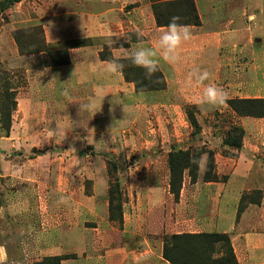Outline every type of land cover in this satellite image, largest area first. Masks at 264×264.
Returning a JSON list of instances; mask_svg holds the SVG:
<instances>
[{
  "label": "crops",
  "instance_id": "obj_1",
  "mask_svg": "<svg viewBox=\"0 0 264 264\" xmlns=\"http://www.w3.org/2000/svg\"><path fill=\"white\" fill-rule=\"evenodd\" d=\"M193 1L200 25L190 26L192 38L178 50L177 63L160 61L166 89L155 92L136 93L122 73L108 72V61L99 58L108 39L128 44L124 48L130 51L137 46L155 47L165 27L155 25L150 2L63 0L62 17L46 20V39L54 48L64 49L75 40L90 44L68 48L67 64L46 65L39 54L36 67L25 68L29 78L27 86L17 92L8 136L0 130V198L8 202L0 207V217H14L10 224L23 238L0 240V264H33L62 256L64 252L55 251L62 246L60 242L85 249L91 241L81 236L90 231L100 239L95 245L107 250L61 264H169L162 256L161 239L165 234H181L183 226L194 234H228L237 264H264L263 118L234 115L244 131L242 147L233 157L212 149L215 173L224 180L203 182L204 169H200L194 183V218L185 220L186 201L171 203L163 158L172 148L182 147L183 105L194 104L200 124L199 115L213 109L199 102L207 85L222 89L226 101L264 99V0ZM130 32L143 40H132ZM111 53L113 58L121 55L115 50ZM195 70L207 71L209 79L202 85L190 84L189 74ZM92 102L95 114L81 107ZM54 130L65 132L61 143L62 137L53 135ZM31 151L40 154L25 161L16 156ZM55 151L69 158L57 160ZM8 152L16 153V158H7ZM88 152L95 153L94 158L88 159ZM82 153L86 155L81 159ZM101 154L116 161L118 169H126L119 180L126 199L121 224L108 219V178L105 161L98 159ZM87 182L92 189L89 196ZM40 188L44 192H37ZM255 191L260 195H254ZM38 194L62 200V223L47 226L49 220L44 219L47 227L41 233L27 234L25 228L32 221L28 224L23 217L37 216ZM245 195L260 201L242 207ZM152 216L158 217L156 221ZM155 225L161 233L159 241L143 233ZM55 231H59L58 242ZM108 233L117 239H108Z\"/></svg>",
  "mask_w": 264,
  "mask_h": 264
},
{
  "label": "rangeland",
  "instance_id": "obj_2",
  "mask_svg": "<svg viewBox=\"0 0 264 264\" xmlns=\"http://www.w3.org/2000/svg\"><path fill=\"white\" fill-rule=\"evenodd\" d=\"M146 1L150 3L152 2V0H146ZM137 4L139 5L140 3L138 2ZM63 6H64L63 0H21L20 2L12 5L9 9L3 12H0V92L4 91V87L6 86L7 89H9V92L14 94V97L11 99L12 104L8 105L7 107L8 109L11 110L12 108H14L15 104H16V109H17V100H16L17 92L20 90V88H25L27 86V78H29V74L26 72L25 68L36 67V64H38V60L36 59V57L39 54H42L44 58L46 59V61L48 59V56L44 52H34L28 49L32 47L38 48L43 45L44 46L48 45L49 48L52 49V51L63 50V47L60 46V49L58 48L56 49V46L54 48L52 45H50L51 43L47 42L45 30H44V27L47 25L46 20L49 19V17L50 18L62 17L61 14L64 9ZM151 11H152V3H151ZM152 14H153V11H152ZM153 18H154V15H153ZM57 26L60 29H62L63 27L62 23H59ZM129 36L132 40H138L141 37L137 34V32H130ZM77 41H82V40L70 41V42H67L66 45L69 46L70 43L72 45L73 43ZM85 41H88V40H85ZM30 42L32 45L31 47L29 45ZM116 44L118 43H115L114 45ZM119 44L121 45L124 43H119ZM105 47L106 46L104 45L103 54L106 57L109 55L112 56V53H111L112 50L109 51V49H104ZM21 48H23V50H21ZM69 48H72V47H69ZM67 51H68V47H67ZM45 64L47 65V62ZM183 107H184V113H186V110L190 108L193 113L195 111V116H198V111L196 107L194 106V104H189V103L184 104ZM12 115L13 114H11V116ZM234 115L237 117V115L229 108L227 103L225 106L213 107V109L211 110V112H209L208 115L206 114H203L202 116L199 115L200 116L199 118L200 132L196 136H191L193 130L188 122L187 115H186L185 120H183V122L186 123V125L183 124V126L181 127L183 128V132H181L182 133L181 138L183 142L180 143V145L182 146L180 149H187L188 147H192L195 149H206V150L213 149L214 152H220V154L223 156H228V157L235 156L236 150H234L233 148H229V149L226 148L222 150L224 141L226 139L227 131L232 126H239L236 124V117ZM172 125L173 123L170 122L169 127H171ZM0 130H1L2 136H8L6 135V130L3 128V125L1 122H0ZM167 131H170V128L167 127ZM209 133L212 134V137L209 136L210 135ZM218 138H221V139H218ZM17 153L18 154L13 153V152L11 153L8 152L6 154V157L15 159L16 158L15 154H16V156H20L21 159L25 161L26 159L35 158L36 155L40 154V153H34L32 151L26 152V153H22V152H17ZM86 154H88L87 155L88 159L94 158V155H95V153L93 152H90V153L88 152ZM86 154L82 153L81 159L85 157ZM65 155L66 153L64 152L55 151V157H56L55 159L57 160L64 159L65 161L66 158L67 159L69 158L68 155L66 156ZM72 155L73 153H71V157L73 158ZM164 155L165 156L163 159H164V162L166 163L167 153ZM99 156L101 157L98 159L105 161V166H106V162L108 161L106 157H110V156H106L105 154H101ZM134 157L136 156L134 155ZM204 157L206 158V155H204ZM40 159H43V158H40ZM110 159L112 160V158ZM59 170L60 168L56 164V166L54 167V172L58 174ZM124 170L126 171V169L124 168L118 169L117 167L115 169V174H113L111 173V170L109 169V173H110L109 176L114 175V178L118 180L119 182L120 178L123 177ZM105 171L107 175V170ZM199 177H200V168L198 170V178ZM85 188H86L85 189L86 195L88 196L91 195L92 189H91V185L89 182L86 183ZM10 190L13 191L12 188ZM182 190H184L183 197L180 196L179 194L178 201H174V198L172 196L171 203L177 204L180 202V199L182 201H186L185 220L189 222L192 218H194V183L190 182V178L187 175V173H184L183 178H182L181 191ZM37 192H44V191L40 188L37 190ZM47 196L45 194L44 195L38 194V196H36L35 202L38 208L37 216L35 215L31 217L29 216L23 217L24 219L29 220V222H27L28 224H30V222L32 221L30 228L29 227L25 228V230L27 231V234L29 232L32 234H34L35 232L41 233L40 231H43V227L46 226V224H44L43 222L44 219L49 220V223L47 226H50L51 224L57 225V223L61 225L62 219H63L62 218L63 202L60 198H57L56 196L52 197L51 199ZM122 198L126 200L124 196H122ZM5 204H8V202L6 201L4 197L3 198L1 197L0 207L4 206ZM148 217L150 218V216ZM155 218H158V217L152 216L151 220L156 221L154 220ZM13 219L14 217H10V216L0 217V240L4 239V241H7L8 239H12V241H14L18 239L17 237H19V239L23 238L20 236V234H17V232L15 231L14 224H10V223H13L11 222ZM113 223L119 224L117 222H113ZM157 228L158 226L155 225L153 226V228H151L153 230L144 231L143 233L145 236L152 239L153 241H156V240L159 241L161 239V233H160V230ZM179 231L181 234L193 233L192 232L193 229H191L189 226H183V228L179 229ZM54 235L56 237L55 242L60 241L59 231H55ZM106 235L108 236V239L110 240L111 238L117 239L116 235L114 236V234L108 233ZM165 235L166 236H163L161 239L163 242L165 239L169 238L170 236L178 235V234L169 233ZM96 236L97 235H95V233L91 231L86 234V237L81 236L82 238H85L88 241H91V246L85 249H80L77 247L73 248L69 243L64 244V242H60L62 246H58L60 248H56L55 251L56 252L61 251V252H64L65 254L62 256H56V257L61 258V260L59 261V264H61L63 260L78 259V255H82V257L83 256L93 257L95 255H98L99 251H103V252L106 251L107 249L101 248L100 244L95 245V241L100 240L96 238ZM76 238L79 240L80 236H77ZM8 250L13 251L15 249L9 248ZM51 258H54V257L42 258L41 261H38V262L35 261L33 264H51V263H48V259H51Z\"/></svg>",
  "mask_w": 264,
  "mask_h": 264
},
{
  "label": "trees",
  "instance_id": "obj_3",
  "mask_svg": "<svg viewBox=\"0 0 264 264\" xmlns=\"http://www.w3.org/2000/svg\"><path fill=\"white\" fill-rule=\"evenodd\" d=\"M21 0H2L0 1V12L9 9L12 5ZM152 11L157 27H166L172 17L179 16L181 19L178 23L189 26H199L200 18L198 16L195 4L192 0H152ZM17 39V38H16ZM140 37L138 41H142ZM90 42V41H89ZM88 41H77L61 51H52L48 45L38 48H30L28 50L34 52H44L47 56V65L60 66L68 63L67 47H81L90 44ZM30 47L31 42L29 43ZM128 44L113 45L114 49L121 46L126 47ZM20 48V47H19ZM104 49H112L105 47ZM23 50V48H21ZM104 50L99 53L102 61H110L113 59L111 55L105 56ZM23 53V52H22ZM121 63L125 65L122 76L126 82L132 83L136 93L155 92L166 89V82L163 74L158 70L151 78H147L144 71L134 67L131 61L122 58ZM4 87V86H3ZM14 94L9 92L7 87L0 92V122L9 134L13 112L16 110V104L11 110L8 105L12 104ZM229 108L239 117H249L256 119H264V99H232L226 101ZM188 122L193 130L191 136H196L200 132V125L194 113L190 108L186 110ZM244 131L239 126H232L226 133V139L223 146L228 149L233 148L239 150L242 147V138ZM206 155V170L203 172V182H218L224 180L219 179L215 173L214 152L206 149H195L188 147L187 149L172 148L166 157V165L169 173L168 188L169 193L173 196L174 201H178L182 186V178L184 173L190 178V182L195 183L198 178L199 168L191 163L193 156L199 158ZM117 163L114 160L106 162L107 178H108V219L111 222L122 223L123 204L125 200L122 198L123 190L118 180L114 178ZM112 180V181H111ZM254 195H260V192H253ZM261 197V196H260ZM260 199H254L250 195H245L241 199V205L247 202L259 203ZM222 252V253H221ZM162 256L169 264H237V260L231 245L230 236L225 233H200V234H178L172 235L163 242ZM60 257L48 259V263L59 264Z\"/></svg>",
  "mask_w": 264,
  "mask_h": 264
},
{
  "label": "clouds",
  "instance_id": "obj_4",
  "mask_svg": "<svg viewBox=\"0 0 264 264\" xmlns=\"http://www.w3.org/2000/svg\"><path fill=\"white\" fill-rule=\"evenodd\" d=\"M181 18L179 16L172 17L170 23L161 30L158 35L155 47L151 46H137L134 50L125 49L121 46L119 49H114L113 45L116 43L113 39L104 41V45L112 50L118 51L121 55L111 59L107 62V71L113 74L122 73L125 65L121 63V57L129 59L134 67L140 68L144 71L147 78H151L159 70L160 61L175 64L179 61L178 50L182 44L192 38V32L189 25L178 23ZM127 42V41H126ZM209 79L207 71L195 70L189 74L190 84H203ZM227 94L215 85H207L204 87L200 98L201 105L207 106H225ZM102 103V101H101ZM86 111H95V103H85L81 106ZM101 107V106H100ZM53 135L65 137V132L58 130L52 131ZM221 139V138H218ZM191 163L200 169L206 170V158L201 156L199 158L193 156Z\"/></svg>",
  "mask_w": 264,
  "mask_h": 264
}]
</instances>
